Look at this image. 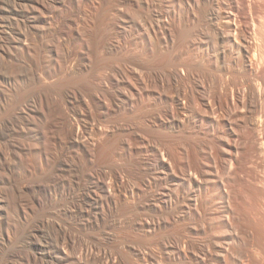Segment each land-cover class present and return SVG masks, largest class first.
<instances>
[{
	"label": "bare ground",
	"instance_id": "bare-ground-1",
	"mask_svg": "<svg viewBox=\"0 0 264 264\" xmlns=\"http://www.w3.org/2000/svg\"><path fill=\"white\" fill-rule=\"evenodd\" d=\"M0 264H264V0H0Z\"/></svg>",
	"mask_w": 264,
	"mask_h": 264
}]
</instances>
